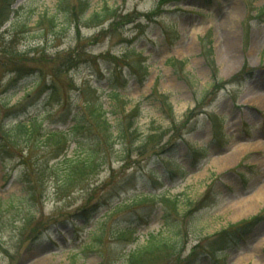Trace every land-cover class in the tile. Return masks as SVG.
Instances as JSON below:
<instances>
[{"label": "rangeland", "instance_id": "obj_1", "mask_svg": "<svg viewBox=\"0 0 264 264\" xmlns=\"http://www.w3.org/2000/svg\"><path fill=\"white\" fill-rule=\"evenodd\" d=\"M165 1L0 0V126L42 120L0 134V264H123L151 235L168 246L145 264H264V201L235 216L264 185V0ZM64 148L100 157L68 188L47 169Z\"/></svg>", "mask_w": 264, "mask_h": 264}, {"label": "trees", "instance_id": "obj_2", "mask_svg": "<svg viewBox=\"0 0 264 264\" xmlns=\"http://www.w3.org/2000/svg\"><path fill=\"white\" fill-rule=\"evenodd\" d=\"M178 1H181V0H167L165 2L169 3V2H178ZM160 2H162V0H160ZM112 9L113 8L111 7L110 9L103 8L100 11H93L87 14V16H85L86 21L88 19L89 24L91 23L97 24V25L103 24L107 20L112 19L114 17L115 12ZM63 12L66 13L67 11H63ZM82 12L84 14V11ZM83 14L81 15V17L84 16ZM4 21H7V18L3 20V22ZM72 54L73 55L70 56L71 58H73L71 59L72 60L71 63H73L72 67H75L76 65L80 63L78 61L79 59H81V57L78 53L75 54L74 51H72ZM50 92H48L47 94L48 98L51 97V94H49ZM51 93H53V90ZM28 98H31V93L28 96ZM48 98L47 100H49ZM170 109H171V106H170ZM88 117L90 118V120L92 118L91 121L93 123H96L97 127L102 128V131L104 133L107 134L108 132L109 136L113 137L111 138V140L115 139V137L117 138L119 136L120 137L125 136V131L122 125L123 123L121 122L122 124H120V127L117 130V133H115V131L113 130V126L110 124V122L108 121L105 115V111L102 110L101 104H96L93 108H91V112L89 113ZM39 125H41V119H39V117H33L29 119V121L19 120V121L11 123L9 127H5L4 125H1L0 134L3 135V138L7 137L9 140L11 139V141H15V143H17V141L20 140V137L27 139V141H30L34 137V132L37 126ZM78 126H79V121L77 120V124H75L74 127L77 128ZM61 135H64V137L68 139L67 138L68 135L65 132H61V131H50L47 134H44V137L55 138L57 139L56 141H58L61 139ZM99 141H101V139H99ZM114 142L115 141L112 140L111 145ZM65 150L66 148H64V150L60 153L59 158L57 159L55 164L53 166H47V169H51L52 171H55L56 168L61 169V171L60 170L56 171L57 177L62 180L61 182L62 186L64 188L66 187L68 188L72 184L75 178L84 176L88 172L96 171L99 166L97 163L100 160V157L98 156V152L92 149H87L84 152V154L82 155L80 154V156L78 157L66 156V153L63 154ZM31 187H32V191L29 192L30 195H32L34 188H35L34 186H31ZM148 197H151V194H146V196L143 197V199L147 200ZM164 200L168 202V200L166 199ZM173 203H176V201L174 200ZM165 246H168L167 242L161 240L160 238L154 235H151V237H149L145 243L137 244V247L131 250L127 254V258L125 259L126 262L123 264H145L149 259L148 257L156 256L160 253H163L162 251Z\"/></svg>", "mask_w": 264, "mask_h": 264}, {"label": "bare ground", "instance_id": "obj_3", "mask_svg": "<svg viewBox=\"0 0 264 264\" xmlns=\"http://www.w3.org/2000/svg\"><path fill=\"white\" fill-rule=\"evenodd\" d=\"M257 100L264 102V97H262L261 99L258 98ZM256 147L257 149L264 147V141L259 140ZM260 201H264V185L262 186V190L258 194H255L252 197H249L248 199L239 201L236 204L235 216L240 218L244 216L245 214L248 215L249 213L254 212L258 208Z\"/></svg>", "mask_w": 264, "mask_h": 264}]
</instances>
